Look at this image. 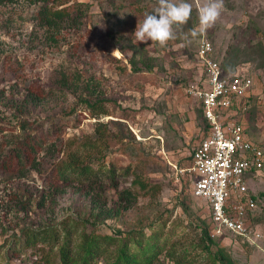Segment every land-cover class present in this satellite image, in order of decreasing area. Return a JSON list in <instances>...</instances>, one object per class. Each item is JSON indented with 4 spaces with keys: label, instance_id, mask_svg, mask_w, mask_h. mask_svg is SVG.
Here are the masks:
<instances>
[{
    "label": "rangeland",
    "instance_id": "obj_1",
    "mask_svg": "<svg viewBox=\"0 0 264 264\" xmlns=\"http://www.w3.org/2000/svg\"><path fill=\"white\" fill-rule=\"evenodd\" d=\"M62 2L86 10L83 20L89 31L80 38L81 62L67 53L66 42L73 41L69 31H63L67 40L57 38L58 46L47 42L44 27L32 17L38 5L0 0V73L7 59L19 70L12 78L0 75V89L8 93L14 83L18 88L35 83L46 88L61 64L97 81L96 94L102 95L109 115H88L79 97L67 92L61 107L36 108L25 115L29 125L23 129L20 117L0 99V143L15 142L17 136L36 130L49 132L53 144L39 153L36 166L0 171V264H60L61 243L27 244L32 230L55 228L62 239L66 226H74L75 250L82 233L123 238L132 232L150 233L164 221L174 247L189 251L195 262L212 264L210 256H215L221 262L213 264H264V202L250 220L262 232L261 239L250 243L232 235L211 236V253L206 252L200 226L208 231L209 208L192 195L193 177L181 173L205 134L199 101L187 92L204 76L196 54L202 36L212 42L214 56L227 72L251 78L252 92L236 117L264 151V51L258 48L264 47V0H222L215 24L192 42L185 37L198 25V8L206 0H188L191 19L165 47L132 42L138 21L157 0ZM98 124L105 125L107 136L103 165H114L116 172L106 173L92 164L97 172L89 181L76 177L54 189L49 181L52 167L66 159L72 142L96 138ZM135 175L157 189L143 193L132 183ZM247 184L252 195L264 200V169ZM124 190L131 196L121 199ZM112 248L91 264H112ZM77 258L74 254L70 264H83ZM153 264L173 261L169 253H162Z\"/></svg>",
    "mask_w": 264,
    "mask_h": 264
},
{
    "label": "trees",
    "instance_id": "obj_2",
    "mask_svg": "<svg viewBox=\"0 0 264 264\" xmlns=\"http://www.w3.org/2000/svg\"><path fill=\"white\" fill-rule=\"evenodd\" d=\"M31 3L38 5V9L33 13L32 17L40 26L44 27L47 42L53 46H58L57 38L67 40V36L63 34V31H69L72 34V40L75 42L71 40H69L70 42H66L68 44L67 53L71 58L73 57V59L81 62L78 48L82 45L83 41L80 38L85 34V30L86 33L89 31L86 26L87 24L83 20L86 10L79 6H64L62 0H31ZM77 34H79V37ZM260 47L258 46L259 50L264 51V47ZM83 63L86 64L85 61H82ZM12 66L13 63L11 60H2L1 78H5L4 76L6 74L7 77L10 76L9 78L16 76L15 74L19 70ZM223 69L226 73H229L224 67ZM49 79L50 84L46 88L36 83L18 88L17 84L14 83L11 85L8 93L5 92L6 90L4 88L0 89V99L3 102H7L14 114L20 117L19 124L21 128L26 129L27 125H29V119L24 116L32 113L36 108L46 110L52 107H61L66 99L67 92L79 97L84 108L88 111V115H109L102 95L96 94L98 83L96 84L97 81L94 83L92 77L82 78L81 71L65 68L59 64L54 68L53 75ZM98 125L99 127L96 128V138H86L82 142L77 143V145H75L76 142H72L74 147L68 153L66 159L52 167L49 181H52L51 184H53L54 189L67 185L76 177H83L84 180L89 181L90 177L94 176L97 172L92 167V164H96L98 169H102L106 173L114 174L116 172L114 165L111 164V167L107 169L103 165L105 164L104 146L107 145V136L105 125ZM206 130L207 124L205 126V132ZM49 139H51L49 132H36L35 130V132H26L21 136H17L15 142L10 139L6 144L1 142L0 154L3 155L0 159V171L3 173H13L16 167L27 164L36 166L38 163L37 157L48 146ZM9 144H12L10 148H8ZM49 146L53 147V144H49ZM132 183L139 190L143 191V193H149L150 191L152 193L157 189L156 185H149L138 175H135ZM125 194L127 197L131 196L130 192L124 190L120 193V198L123 199L126 197L124 196ZM66 227L64 230V238L62 239L61 231L55 228H44L37 231L32 230L30 231V238L26 243L30 245L36 243H61L59 246L60 264H70L74 254L77 255V259L83 264H91L97 257L103 256L111 247H113L111 249L113 257L112 264H153L162 253H169L173 264H200V262H195L192 257L189 258V251L179 250L174 247L173 241L170 240V232L164 230L165 221L150 233L142 231L132 232L127 233L123 238L94 232L88 234L82 233L75 250L72 246V235L76 232L77 228L75 229L71 225L70 227L68 225ZM200 227H202V248L206 252L211 253V235L207 229H204V226ZM235 237L241 238L240 236ZM210 258L212 264L215 263V260L217 263L221 262L220 257L216 259L215 256H210Z\"/></svg>",
    "mask_w": 264,
    "mask_h": 264
},
{
    "label": "built area",
    "instance_id": "obj_3",
    "mask_svg": "<svg viewBox=\"0 0 264 264\" xmlns=\"http://www.w3.org/2000/svg\"><path fill=\"white\" fill-rule=\"evenodd\" d=\"M196 54L204 76L187 92L199 101L207 130L193 146L190 164L181 173L193 177L192 195L208 205L211 236L234 235L254 243L263 234L250 220L264 200L250 193L245 174L262 172L264 151L248 137L241 121L224 119L234 103L249 96L252 80L226 73L207 36L200 38Z\"/></svg>",
    "mask_w": 264,
    "mask_h": 264
},
{
    "label": "clouds",
    "instance_id": "obj_4",
    "mask_svg": "<svg viewBox=\"0 0 264 264\" xmlns=\"http://www.w3.org/2000/svg\"><path fill=\"white\" fill-rule=\"evenodd\" d=\"M222 6V0H206L198 8V25L190 30L185 39L190 36L189 42H192L210 29L219 17ZM192 11V4L188 0H157V5L144 13L143 21H138L132 42L151 41L153 46H167L191 19Z\"/></svg>",
    "mask_w": 264,
    "mask_h": 264
},
{
    "label": "crops",
    "instance_id": "obj_5",
    "mask_svg": "<svg viewBox=\"0 0 264 264\" xmlns=\"http://www.w3.org/2000/svg\"><path fill=\"white\" fill-rule=\"evenodd\" d=\"M251 92H252V90H251ZM251 94V93H250ZM250 94H249V96H250ZM248 96V97H249ZM247 97V98H248ZM246 98V99H247ZM246 99H244V100H241V101H237L236 103H234L233 104V106H231V108L226 112V114H224V119H225V122H230V121H237V117H236V115H237V110L238 109H240L241 108V104H243L242 103V101H246ZM200 104V103H199ZM201 107V106H200ZM245 131H246V133H247V129H246V127H245ZM248 135V134H247ZM248 137H249V135H248ZM250 138V137H249ZM258 174H260V173H257L256 171H253V170H250L249 172H247L246 174H245V180H246V182L248 183V181L253 177V176H257ZM248 185V184H247Z\"/></svg>",
    "mask_w": 264,
    "mask_h": 264
}]
</instances>
